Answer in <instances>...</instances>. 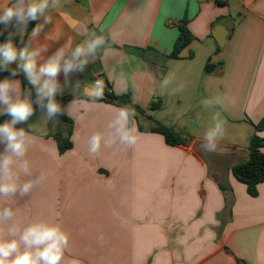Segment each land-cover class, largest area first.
Instances as JSON below:
<instances>
[{
	"label": "crops",
	"instance_id": "1",
	"mask_svg": "<svg viewBox=\"0 0 264 264\" xmlns=\"http://www.w3.org/2000/svg\"><path fill=\"white\" fill-rule=\"evenodd\" d=\"M8 3L0 0V7ZM47 14L53 22L33 41L34 47H48L44 59L91 32L113 42L107 55L73 73L58 94L81 101L72 110L67 105L73 99L64 105L73 121L70 150L59 153L50 133L66 127L57 118L44 119L39 107L27 124L17 125H32L36 141L28 159L35 173H47L31 195L14 197L17 222L59 223L70 235L61 264H264V181L251 196L232 174L248 159L252 136L264 139V130L255 128L264 119V0H60ZM183 21L192 41L174 59ZM219 27L227 35L223 47L214 35ZM98 76L111 93H129L145 110L163 101L161 109L135 119L138 129L153 126L151 116L188 140L171 146L161 134L139 129L134 146H102L90 155L91 135L105 132L114 110L122 108L103 101L105 94L93 105L73 93L77 81L83 88ZM166 77L172 82L165 87ZM5 78L19 79L22 90L31 87L22 73L0 71V81ZM59 81L63 86L62 73ZM180 84L186 90L196 84L223 123L215 151L196 147L208 128L189 132L187 111L176 98Z\"/></svg>",
	"mask_w": 264,
	"mask_h": 264
},
{
	"label": "clouds",
	"instance_id": "2",
	"mask_svg": "<svg viewBox=\"0 0 264 264\" xmlns=\"http://www.w3.org/2000/svg\"><path fill=\"white\" fill-rule=\"evenodd\" d=\"M60 0H10V3L0 7V29L3 35L5 29L14 26L15 31L9 32L6 40L0 42V71H7L10 77L23 74L31 86L23 89L19 79L5 78L0 81V115L10 117L0 123V264H61L65 251L69 247L70 235L59 223L44 219L30 221L27 224L17 222L20 208L15 206L14 197L31 195L46 178L47 173L41 170L38 174L33 171L28 159L30 149L36 138L32 135V125L27 124L35 114L34 104L43 111L46 120L56 119L64 114V107L57 100L64 87L70 84V76L76 72H83L89 63L102 59L101 53L107 55L111 50L112 38L103 34L91 32L83 42L76 44L65 43L55 52L44 59L43 54L48 51L45 46H33L46 25L52 23V17L47 13L56 9ZM32 21L36 23L31 33H27V26ZM27 34V43L18 48L14 37L19 36L23 43ZM42 61V62H41ZM16 64L15 68L11 66ZM61 73L64 85L59 81ZM172 82L166 77L162 86ZM104 82L95 80L81 88L77 81L73 93L80 92L87 97L89 104H96L103 99ZM184 88L180 84L175 91ZM35 91V100L32 99ZM81 101L73 99L67 108L72 110ZM213 103V101H209ZM115 114L107 123L106 131L96 132L89 138V154L98 155L101 147L111 148L119 143L128 147L134 146L141 135L136 125L135 109L122 107L114 110ZM225 134L224 125L216 119L203 134L201 147L213 152L218 147V141ZM11 203H2L5 201ZM7 224V228L3 225ZM102 239V237H101ZM72 264H79L73 261Z\"/></svg>",
	"mask_w": 264,
	"mask_h": 264
},
{
	"label": "trees",
	"instance_id": "3",
	"mask_svg": "<svg viewBox=\"0 0 264 264\" xmlns=\"http://www.w3.org/2000/svg\"><path fill=\"white\" fill-rule=\"evenodd\" d=\"M36 21H32L29 24V31L33 28ZM0 29H4V25L0 24ZM180 34L174 44L173 51L171 53V57L174 59H178L181 52L191 43L192 35L187 26V21H183L180 24ZM8 30L5 29L3 35H0V42H4L8 36ZM28 36L25 35L23 43L19 36L14 37V41L17 47L24 45L27 42ZM206 68H209L206 67ZM108 87V86H106ZM109 88V87H108ZM27 89V88H26ZM104 94L106 95L103 101L110 103L115 106L119 107H131L135 109L136 116L135 119L137 120L139 115H146L147 112H153L159 110L163 107V101L159 99L158 101H154L151 103L148 109H143L131 98L129 93L124 95H116L111 93L110 90L105 91ZM57 100L64 106L67 102L73 99L71 95H64L58 96ZM34 107H38L34 104ZM151 120L154 121V125L151 127H144L139 125V129L146 132H155L161 134L165 142L168 145L176 146L180 144H184L188 140V135L175 130L172 127L166 126L161 122L155 120L151 116H148ZM8 116L0 117V123H3L5 120L9 119ZM60 124L66 127V130H62L61 127L53 130L50 133L58 145L59 153L64 154L68 150L73 147V142L71 139L72 130H73V121L64 113L57 117ZM257 131L264 130V119H262L259 123L255 125ZM264 139L260 138L257 134H254L250 140V144L248 147L249 156L248 159L240 164H237L232 167V174L233 176L238 179L240 182L244 183L247 187V192L251 196H257L258 194V185L264 181Z\"/></svg>",
	"mask_w": 264,
	"mask_h": 264
},
{
	"label": "rangeland",
	"instance_id": "4",
	"mask_svg": "<svg viewBox=\"0 0 264 264\" xmlns=\"http://www.w3.org/2000/svg\"><path fill=\"white\" fill-rule=\"evenodd\" d=\"M176 98H179L182 102L181 110L187 111L184 120L187 121L189 125V132L196 133V131L209 128L215 123L217 117L216 115L214 116V107L205 103L203 95L196 84H193L192 87H188L187 90L183 88L181 95ZM173 106L176 108L178 107L177 101ZM228 131L229 130L226 129V132Z\"/></svg>",
	"mask_w": 264,
	"mask_h": 264
},
{
	"label": "water",
	"instance_id": "5",
	"mask_svg": "<svg viewBox=\"0 0 264 264\" xmlns=\"http://www.w3.org/2000/svg\"><path fill=\"white\" fill-rule=\"evenodd\" d=\"M215 37H216V40L219 44L220 47H223L224 46V42L226 40V34L222 33L221 31V28H216V31L214 33ZM105 97V95L103 94V98ZM196 147L198 149H200L202 151V153H205V150L201 147V141H197L196 142Z\"/></svg>",
	"mask_w": 264,
	"mask_h": 264
},
{
	"label": "built area",
	"instance_id": "6",
	"mask_svg": "<svg viewBox=\"0 0 264 264\" xmlns=\"http://www.w3.org/2000/svg\"><path fill=\"white\" fill-rule=\"evenodd\" d=\"M212 1H215V2H217V3H226L228 0H212ZM96 80H100V77L98 76V77L96 78ZM104 90H105V91H108L109 88L105 86V87H104Z\"/></svg>",
	"mask_w": 264,
	"mask_h": 264
}]
</instances>
